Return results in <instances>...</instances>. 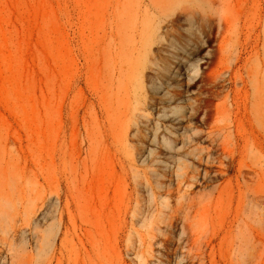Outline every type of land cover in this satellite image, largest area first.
<instances>
[{"label": "rangeland", "instance_id": "rangeland-1", "mask_svg": "<svg viewBox=\"0 0 264 264\" xmlns=\"http://www.w3.org/2000/svg\"><path fill=\"white\" fill-rule=\"evenodd\" d=\"M208 2L0 0V264H264V0Z\"/></svg>", "mask_w": 264, "mask_h": 264}, {"label": "bare ground", "instance_id": "bare-ground-1", "mask_svg": "<svg viewBox=\"0 0 264 264\" xmlns=\"http://www.w3.org/2000/svg\"><path fill=\"white\" fill-rule=\"evenodd\" d=\"M209 5L210 7L212 8L213 12L216 14L217 12V7L221 6V4H223L222 8H226L228 9V6H229V3H228V0H209ZM264 38V37H263ZM264 40V39H263ZM223 42H224V37L221 38V41L219 43V47L216 49V51H213L212 50V56L217 58V59H222L223 55H224V46H223ZM217 52L218 54V57L217 55L215 54ZM225 73L224 72H219V71H214L212 73V85H213V89H212V95L214 97H217V94H216V90H215V86H214V82L215 80L218 79L219 76L221 75H224ZM249 83H253L252 82V79H251V82ZM262 85L264 86V74H263V78H262Z\"/></svg>", "mask_w": 264, "mask_h": 264}]
</instances>
